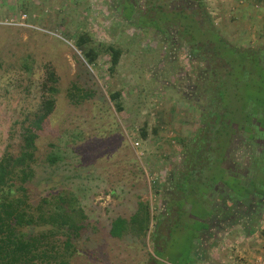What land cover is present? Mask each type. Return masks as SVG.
I'll list each match as a JSON object with an SVG mask.
<instances>
[{"label": "rangeland", "instance_id": "1", "mask_svg": "<svg viewBox=\"0 0 264 264\" xmlns=\"http://www.w3.org/2000/svg\"><path fill=\"white\" fill-rule=\"evenodd\" d=\"M241 1L245 2L206 0V4L215 27L231 46L264 50V33L260 38L253 35L250 22L245 25L228 14ZM254 4L261 11L251 12L262 13L264 19V2ZM239 33L243 42L237 40ZM82 36L90 42L79 49ZM166 42L156 29H141L125 20L115 0H0V160L6 151L19 152L20 123L38 110L44 98L53 97L55 110L37 141L29 204L37 208L46 203L49 211L59 198H69L74 201L71 214L83 228L73 236L70 248L67 236L50 235L49 226L26 233H49L47 242L68 264H251L238 254L229 260L234 250L221 238L228 235V241L236 242L239 225L195 249V228L202 226L198 220L184 221V229L177 222L169 227L168 220L161 221L172 171L181 167L185 153L183 140L175 145L168 138L160 141L159 132L165 130L155 95L157 87L169 86L188 94L191 63L185 53L188 47L179 46L176 55L175 47ZM108 47L122 53L114 70ZM89 49L99 53L92 65L85 58ZM52 73L55 82L49 79ZM117 93L120 98L115 102L112 96ZM244 93L255 103L264 100V78L254 77ZM181 98L194 104V97ZM139 202L150 212L153 204V215H141L136 228L130 224L125 236L113 238V221L130 222ZM263 231L264 222L251 242L258 256L264 253Z\"/></svg>", "mask_w": 264, "mask_h": 264}, {"label": "trees", "instance_id": "2", "mask_svg": "<svg viewBox=\"0 0 264 264\" xmlns=\"http://www.w3.org/2000/svg\"><path fill=\"white\" fill-rule=\"evenodd\" d=\"M115 1L121 16L133 26L145 30L153 28L167 35L173 29L178 40L189 45L190 55L206 64V78L199 89L200 129L196 137L184 145L185 162L171 176L161 221L168 220L171 225V220H177L184 229V219L198 220L202 226L195 228L196 240L203 238L204 233L208 239L212 238L213 233L209 231L213 223H226L231 227L240 223L244 234L253 236L264 222V211L252 214L250 209H243L239 204L250 203L253 188L264 197V179L260 177L250 187L244 182L242 173L232 171L227 161L232 155L234 162L245 164L234 158L242 150L241 143L235 142L234 126L256 128L260 124L264 127V100L255 103L244 93L254 77L258 81L264 78V50L231 46L215 27L206 0ZM89 42L88 37L82 36L76 46L81 49ZM177 46L174 49L179 51L181 48ZM106 52L111 57V70H114L122 53L113 47L106 48ZM85 58L92 65L99 53L89 49ZM54 76L52 73L49 79L55 82ZM51 91L55 92L53 88ZM85 96L88 97L84 95V99ZM119 98L118 93L112 96L115 102ZM55 105L53 97L44 98L38 110L20 123L19 152L6 151L0 160V264H68L55 245L47 242L48 234L63 232L68 238L66 247L70 248L73 236L83 228L71 214L74 201L69 198H59L57 206L49 211H46V203L37 208L29 204L28 184L34 174L32 166L36 162L39 133L53 114ZM117 109L123 110L120 104ZM138 205L140 210L130 222L123 218L113 221L110 230L113 238H122L128 233L130 224L136 228L141 215H150L147 205L142 202ZM194 212L198 213L197 217L193 216ZM42 226L50 227L48 234L27 235L29 228Z\"/></svg>", "mask_w": 264, "mask_h": 264}, {"label": "crops", "instance_id": "3", "mask_svg": "<svg viewBox=\"0 0 264 264\" xmlns=\"http://www.w3.org/2000/svg\"><path fill=\"white\" fill-rule=\"evenodd\" d=\"M258 1L264 2V0H245V2L241 1L235 5L236 6L235 9L228 10L229 11L228 14H229V16L238 19V21L243 20V24H245V25L251 23V27H253V29H251V30H253V35L257 34V35H259V38H260V36H262L261 34L264 33L263 15H261L262 13L253 14V12H251L252 10H255V9H259V11H261V7L255 8L254 3H257ZM244 3H246V5ZM241 4H244V5H241ZM232 6L234 7V5H232ZM247 29L248 28L245 27L243 30H247ZM237 36H238L237 40L243 42L242 34L239 33V35H237ZM251 39L255 40V36H253V37L251 36ZM251 39H247V40L250 41ZM244 46H246V45H244ZM172 51L175 52V54L177 52L176 49H174ZM185 53L187 54L188 58H190L188 55V50H186ZM180 55H182V54L179 53V58H181ZM183 58L184 57H182V59ZM195 64H196V68H202V66H203V64L200 61L196 62L195 60L193 62H191L189 66L191 67L192 65H195ZM181 97H184V95H183V91L180 90L179 88L175 90L172 86L166 87L164 89H162V87H159V89H158V87H157V92L155 95V98H157V103L155 106H157V108H158L157 114H161V120L162 121L160 122V126H161L162 130H165V131L159 132L160 136H162L160 141H165L166 138H168V140L173 145H175L176 140H178V141L183 140L182 144L184 147V145L186 144L187 141L191 142L195 138V135H196L195 132H197V130H198L197 124H196V118L198 116V111H197L196 105L193 103H190L191 100H189V98H188V102H187V100L184 101L185 98H184V100H183L184 102H183ZM184 139H186V140L184 141ZM172 152H173V150H170L169 152H167V154L170 155V154H172ZM180 168L177 167L176 169H174L172 171L173 174L176 171H178ZM150 207H151L150 208L151 212H150L149 208H148V210L150 212V215L152 216L154 213L155 207H153V204H151ZM139 210L140 209L138 208L137 211L133 215H131L130 218H133ZM164 211H165V204L163 206L162 215L164 214ZM123 219H125V218H123ZM184 221H187V219H184ZM176 222H177V220H171L172 224L171 225L168 224V226L172 227L173 223H176ZM238 225H239L240 236L236 240V242H232L230 240L228 241L227 240L229 237L228 235L227 236L224 235L223 237H221V238H223V240H225V242L226 241L229 242L228 243L229 248H232V250H234V253L236 254V255L235 254L228 255V259L229 260L234 259L233 256H235L237 258L238 257L237 254L239 255V257L241 259L247 258L251 264H255L258 260H262V258L264 259V253L261 252L260 255L258 256L257 251H256V249L258 250V248H255L252 245V243H253L252 240L255 238V236L253 235V236L247 237L244 234V232L242 231V229H241L242 225L240 223L235 225V227ZM170 233H171V231L168 234L170 235ZM205 234L206 233L203 234V238H201L200 240L195 239V249L199 243H208V241L211 240V238L208 239V236H206L207 234L206 235ZM204 239H205V241H204ZM194 253H195V251H194ZM195 258H196V255H195ZM194 264H196V262Z\"/></svg>", "mask_w": 264, "mask_h": 264}, {"label": "flooded vegetation", "instance_id": "4", "mask_svg": "<svg viewBox=\"0 0 264 264\" xmlns=\"http://www.w3.org/2000/svg\"><path fill=\"white\" fill-rule=\"evenodd\" d=\"M163 35L166 36V40H167L166 43H168L171 46V48L176 47L177 43H178V46H181L184 44V47L185 46L188 47L187 50H188V55L190 57L189 58L190 61L191 62H193L194 60L196 62L200 61L203 64L202 68H196V64L190 67V70L188 72V77H187L189 85L187 87L188 91L186 92H188V94H186L183 91L184 97L186 98L194 97L192 101L194 102V104L196 103L195 104L196 108L200 109V120H201L202 105L199 99V96H200L199 89L204 85V81L206 78V74H205L206 64L202 62L201 60L196 59L190 55L189 45L186 44L184 41H179L177 34L173 35L171 32V34L169 35L167 34H163ZM255 123L256 121H253V124ZM234 128L236 129V132H237L236 135H234V137L236 138L235 142L239 141L241 143V149H242L241 152L236 153V155H234V158L237 159V162H243L245 164L244 166H241V164L239 163L237 164L236 162H234L231 159L232 155L228 156L230 161H227V162L231 164L230 168L232 171L242 173V176L244 177V182L248 183L249 186L251 187V186H254L255 183H257L260 177L264 179V127L260 126V124H257L256 128L254 126L249 127V128H246V126L245 127L243 126L242 128L240 126H234ZM184 162H185V155L183 158V164ZM253 189H254L253 193H250V198H249L250 203L246 205L245 203H242L239 205L240 207L242 206L243 209H250L252 211V214L258 215L259 212L264 211V197L257 194V192H259L258 189L256 188H253ZM212 227H213L212 230L209 231L213 233V236L211 239L216 237L217 234L223 231H226L228 228L230 229L235 226L231 227L230 224H226V223L222 225L213 223ZM162 250L163 248H159V251H162Z\"/></svg>", "mask_w": 264, "mask_h": 264}, {"label": "built area", "instance_id": "5", "mask_svg": "<svg viewBox=\"0 0 264 264\" xmlns=\"http://www.w3.org/2000/svg\"><path fill=\"white\" fill-rule=\"evenodd\" d=\"M233 260V259H232ZM255 264H264V259L258 260Z\"/></svg>", "mask_w": 264, "mask_h": 264}]
</instances>
